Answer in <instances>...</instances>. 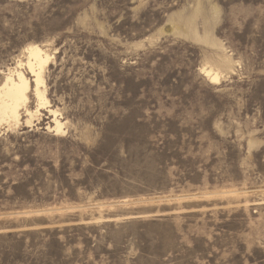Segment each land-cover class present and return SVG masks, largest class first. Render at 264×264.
Returning <instances> with one entry per match:
<instances>
[{"label": "rangeland", "instance_id": "obj_1", "mask_svg": "<svg viewBox=\"0 0 264 264\" xmlns=\"http://www.w3.org/2000/svg\"><path fill=\"white\" fill-rule=\"evenodd\" d=\"M29 44L48 108L0 124V264H264V0H0V83Z\"/></svg>", "mask_w": 264, "mask_h": 264}, {"label": "bare ground", "instance_id": "obj_2", "mask_svg": "<svg viewBox=\"0 0 264 264\" xmlns=\"http://www.w3.org/2000/svg\"><path fill=\"white\" fill-rule=\"evenodd\" d=\"M24 54L26 56L25 62L22 63L21 60H17L15 65L8 67L0 83V124L5 122L14 128L20 124L29 128L34 126L35 120L40 117V110L48 108L43 72L50 55L38 44L27 45L24 48ZM223 63L221 66H226L224 69L233 71V65L227 57H224ZM22 67H25L33 77L34 85L30 84V79L25 75ZM201 70L214 82H218L223 74L211 64L202 66ZM29 93H32L34 97L35 108L29 107ZM48 112L52 116V124H48L46 129L55 133L63 132L65 122L58 119L56 111L48 109ZM22 116H24L23 120Z\"/></svg>", "mask_w": 264, "mask_h": 264}]
</instances>
